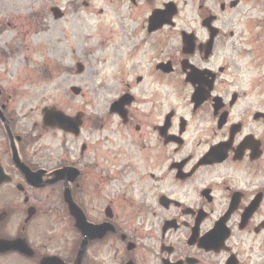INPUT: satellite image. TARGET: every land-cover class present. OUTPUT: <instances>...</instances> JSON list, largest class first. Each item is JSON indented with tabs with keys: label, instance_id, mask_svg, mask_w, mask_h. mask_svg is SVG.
<instances>
[{
	"label": "flooded vegetation",
	"instance_id": "obj_1",
	"mask_svg": "<svg viewBox=\"0 0 264 264\" xmlns=\"http://www.w3.org/2000/svg\"><path fill=\"white\" fill-rule=\"evenodd\" d=\"M108 4L133 46L75 162L0 81V264H264V0Z\"/></svg>",
	"mask_w": 264,
	"mask_h": 264
},
{
	"label": "rangeland",
	"instance_id": "obj_2",
	"mask_svg": "<svg viewBox=\"0 0 264 264\" xmlns=\"http://www.w3.org/2000/svg\"><path fill=\"white\" fill-rule=\"evenodd\" d=\"M52 9L64 17L56 18ZM115 13L108 0H0V81L17 94L19 113L34 110V157L46 164L75 162L80 139L45 130V109L71 117L84 113L89 122L116 92L113 59L120 49H132L133 39L119 31ZM72 88L80 89V95ZM89 125L84 132L91 130Z\"/></svg>",
	"mask_w": 264,
	"mask_h": 264
},
{
	"label": "water",
	"instance_id": "obj_3",
	"mask_svg": "<svg viewBox=\"0 0 264 264\" xmlns=\"http://www.w3.org/2000/svg\"><path fill=\"white\" fill-rule=\"evenodd\" d=\"M56 18H61L62 13L58 9H53ZM84 70L82 65L78 66V73H82ZM72 92L75 95L80 94V90L77 88H72ZM81 115L76 118H70L63 114L62 112H57L55 109H45L44 111V127L50 129H60L65 133H71L76 136L80 134V128L82 126ZM69 170L61 171L59 174L67 173Z\"/></svg>",
	"mask_w": 264,
	"mask_h": 264
}]
</instances>
